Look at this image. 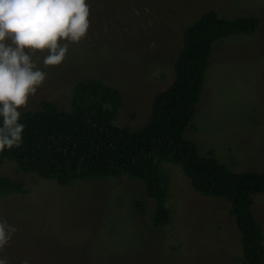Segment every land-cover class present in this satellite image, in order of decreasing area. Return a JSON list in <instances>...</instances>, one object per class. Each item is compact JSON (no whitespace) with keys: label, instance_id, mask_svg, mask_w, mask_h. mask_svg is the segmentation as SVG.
<instances>
[{"label":"rangeland","instance_id":"rangeland-1","mask_svg":"<svg viewBox=\"0 0 264 264\" xmlns=\"http://www.w3.org/2000/svg\"><path fill=\"white\" fill-rule=\"evenodd\" d=\"M90 28L70 44L59 66L44 68L47 79L21 112L43 101L70 109L73 87L96 79L119 89L124 103L117 124L138 129L155 97L175 80V61L186 29L215 11L226 18L259 17L252 34L232 35L211 48L194 119L184 136L202 156L214 157L236 172L264 169V0H86ZM171 224H152L154 201L143 183L128 176L78 181L61 186L24 173L6 160L0 176L21 181L26 195H0V217L18 231L0 251L9 264H242L240 233L223 199L193 189L173 163ZM146 205V213L136 207ZM264 231V193L253 207Z\"/></svg>","mask_w":264,"mask_h":264},{"label":"trees","instance_id":"trees-1","mask_svg":"<svg viewBox=\"0 0 264 264\" xmlns=\"http://www.w3.org/2000/svg\"><path fill=\"white\" fill-rule=\"evenodd\" d=\"M259 24V17L226 18L215 11L201 15L184 33L174 82L157 94L147 123L138 129L117 124L123 95L96 79L73 87L70 109L43 101L39 110L21 112L22 142L0 151V166L12 160L22 172L61 186L109 177L138 179L155 204L152 224L161 229L172 221L171 181L164 166L173 163L194 190L229 203L240 233L242 264H264V231L253 212L256 196L264 193V169L236 172L212 151L202 156L197 143L184 136L196 114L213 44L232 35L252 34ZM29 192L25 183L0 176V195ZM136 207L147 211L143 201Z\"/></svg>","mask_w":264,"mask_h":264},{"label":"clouds","instance_id":"clouds-1","mask_svg":"<svg viewBox=\"0 0 264 264\" xmlns=\"http://www.w3.org/2000/svg\"><path fill=\"white\" fill-rule=\"evenodd\" d=\"M90 24L86 0H0V151L22 142L21 111L47 79L33 56L47 50L44 68L61 65L69 45L85 38ZM17 231L0 217V251ZM0 264L9 261L0 257Z\"/></svg>","mask_w":264,"mask_h":264}]
</instances>
